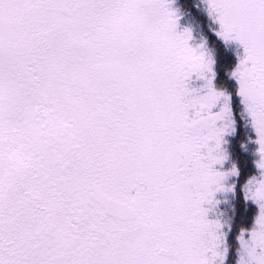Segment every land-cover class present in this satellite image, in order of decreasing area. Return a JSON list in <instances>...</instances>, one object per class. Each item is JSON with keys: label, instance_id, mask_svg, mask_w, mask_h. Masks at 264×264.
<instances>
[{"label": "snow or ice", "instance_id": "obj_1", "mask_svg": "<svg viewBox=\"0 0 264 264\" xmlns=\"http://www.w3.org/2000/svg\"><path fill=\"white\" fill-rule=\"evenodd\" d=\"M172 2L0 0V264H229L225 188L258 209L237 264H264V0H206L234 93ZM244 113L246 176L223 167Z\"/></svg>", "mask_w": 264, "mask_h": 264}, {"label": "trees", "instance_id": "obj_2", "mask_svg": "<svg viewBox=\"0 0 264 264\" xmlns=\"http://www.w3.org/2000/svg\"><path fill=\"white\" fill-rule=\"evenodd\" d=\"M172 3L178 13L177 15L180 17L178 20L179 28L189 30L194 45H203V50L209 54L211 60L215 61L213 70L215 72L214 84L217 90L234 93L236 85L235 81L231 80L230 73L234 70L239 58L242 57V49L228 45L222 39L213 35L215 30L202 0H173ZM202 84L203 81L197 83V85ZM252 137L254 138V133L251 127L248 126V117L244 113L238 132L233 131L226 137L227 143L224 147L227 149L229 158L224 162V168L230 169L235 164L245 176L254 172V161L257 157L254 154L255 145L251 142ZM233 182L234 179L230 177L226 185ZM215 199L219 203L212 206L211 211L213 210L214 214L209 213V219L223 220L225 222V224L223 223L225 232L231 228L228 236L230 246L229 264H234L233 258L238 256L240 249L237 237L242 230L248 231L253 227L258 209L250 201L245 203L243 193L239 190L233 192L225 189L223 192H217Z\"/></svg>", "mask_w": 264, "mask_h": 264}, {"label": "rangeland", "instance_id": "obj_3", "mask_svg": "<svg viewBox=\"0 0 264 264\" xmlns=\"http://www.w3.org/2000/svg\"><path fill=\"white\" fill-rule=\"evenodd\" d=\"M202 3H203V6H204V8H205V10H206V12H207V14H208V5H207V3H206V0H202ZM172 8L174 9V7H173V3H172ZM175 10V9H174ZM176 11V10H175ZM176 14H178L177 13V11H176ZM178 16V15H177ZM208 16H209V14H208ZM209 18L211 19V21H212V25H213V27H214V30L215 31H218L219 30V26H218V24L215 22V20H214V18L213 17H210L209 16ZM185 29L183 28V29H180L179 28V26H178V28H177V31L178 32H183ZM189 31V30H188ZM190 32V31H189ZM191 33V32H190ZM191 37H192V34H191ZM190 45L191 46H193V47H199V46H201V45H198V46H195L194 45V40H193V37H192V39L190 40ZM228 45H233V46H236V47H239V48H241L242 49V47L241 46H239L237 43H235V42H228L227 43ZM203 50V49H202ZM204 51V50H203ZM206 52V51H205ZM207 53V52H206ZM242 56H243V49H242ZM208 57H209V54H208ZM210 58V57H209ZM199 82V80H196L195 79V77H193V79H192V81L190 82V87H192V88H200L202 85H197V83ZM192 84V85H191ZM230 178V177H229ZM229 180V179H228ZM228 180L225 182V184L228 182ZM226 189V188H225ZM225 189L224 190H221V192H223V191H225ZM218 192H220V191H218ZM217 195V194H216ZM210 213L213 215L214 214V211L212 210V211H210ZM214 218V217H213ZM215 219V218H214ZM222 222V223H221ZM254 222H255V219H254ZM220 223L222 224V230H223V225L225 224V222L223 221V220H220ZM224 223V224H223ZM253 226H254V223H253ZM253 228V227H252ZM251 228V229H252ZM251 229L250 230H248V231H246V230H244L245 231V233H248V232H250L251 231ZM224 231V230H223ZM240 246V245H239ZM239 253V252H238ZM238 259H239V254H238V256L237 257H234L233 258V263L234 264H237V261H238Z\"/></svg>", "mask_w": 264, "mask_h": 264}]
</instances>
